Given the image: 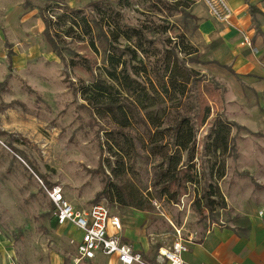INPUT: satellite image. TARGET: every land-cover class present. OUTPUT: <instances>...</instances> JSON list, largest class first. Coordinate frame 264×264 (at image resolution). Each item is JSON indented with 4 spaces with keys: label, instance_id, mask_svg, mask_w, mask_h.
<instances>
[{
    "label": "rangeland",
    "instance_id": "rangeland-1",
    "mask_svg": "<svg viewBox=\"0 0 264 264\" xmlns=\"http://www.w3.org/2000/svg\"><path fill=\"white\" fill-rule=\"evenodd\" d=\"M196 3L202 5L197 0H89L77 9L54 2L38 4L41 9L48 7L45 15L52 21L51 34L61 48V57L46 43L55 59L42 56L41 63L30 66L27 75L15 74L7 82H0V264H50L55 253L64 257L74 254L70 239H76L54 219L45 183L60 187L65 199L78 209L103 202L99 194L107 182L114 201V186L133 190L146 210L118 206L105 198L106 205L112 216L128 217L144 233L149 259L161 247H170L178 236L197 243L213 227L230 228L241 219L225 199L223 187L242 184V191L255 188L247 170L252 162L245 154L264 153V129L254 135L231 120L235 98L226 87V78L231 75L212 63L206 47L196 44L192 37L195 32L191 33L195 22L182 15L194 11ZM127 28L141 30L144 35L140 44L146 54H138L133 61L123 57L130 61L132 74L145 67L146 76L142 71L136 76L138 80L155 82L162 56L175 52L199 78L214 83L220 93L216 104L209 102L210 116L203 125L197 124L199 107L192 92L181 97L180 103L153 107L162 122L158 131L151 129L152 134L159 132L154 147L144 124L131 120L124 133L133 141V157L110 148L107 133L117 127L106 115L89 107L79 91L81 84L88 85L92 80L84 68L86 63H96L92 67L94 75L103 76L107 41L112 47L124 48L127 42L122 34L128 32ZM117 33L120 37L115 38ZM191 46L199 51L196 62L186 55L194 51ZM71 63L77 67L72 68ZM180 116H188L195 126L192 164L197 178L182 196L177 191L164 193L166 180L159 177L161 169L166 168L163 160L174 149L167 145L171 132L163 130L173 127ZM224 128L228 129L229 149L223 154L215 151L213 144L216 135L225 134ZM125 140L119 137L126 150ZM165 144L161 152L155 148ZM258 153L257 158H261ZM183 165H189L186 153L182 154ZM210 189L219 191L225 208H220L221 201L213 196L212 213L201 218L195 210V199Z\"/></svg>",
    "mask_w": 264,
    "mask_h": 264
},
{
    "label": "crops",
    "instance_id": "crops-1",
    "mask_svg": "<svg viewBox=\"0 0 264 264\" xmlns=\"http://www.w3.org/2000/svg\"><path fill=\"white\" fill-rule=\"evenodd\" d=\"M27 1L29 7H25ZM43 1L77 9L89 0H0V82H7L15 74L27 75L30 66L41 63L42 56L55 59L47 50L43 35L45 25L38 5ZM226 2L232 11L228 25L212 19L203 4L196 3L198 6L191 14L198 28L192 37L203 47L215 43L207 51L211 61L229 67L235 74L226 78L228 94L235 98L230 118L251 134L259 135V129H264V0ZM243 35L251 40L249 50L241 46ZM257 153L245 154L252 162L247 170L255 191L251 186L242 191V184L223 187L225 199L241 219L230 228L213 227L200 242L189 245L188 252L183 254L184 264H264V153H258L261 158H257ZM118 219L122 241L153 262L157 252L149 259L144 233L128 217ZM61 229L75 241L80 240L81 233L71 225H63ZM65 258L69 264L71 256L55 253L50 264H65ZM100 260L115 264L114 258L101 255L87 264Z\"/></svg>",
    "mask_w": 264,
    "mask_h": 264
},
{
    "label": "trees",
    "instance_id": "trees-1",
    "mask_svg": "<svg viewBox=\"0 0 264 264\" xmlns=\"http://www.w3.org/2000/svg\"><path fill=\"white\" fill-rule=\"evenodd\" d=\"M29 6L30 3L27 1L25 7ZM47 8L39 10L40 18L45 25L43 35L51 51L60 58L61 48L58 47V42L51 34L52 21L45 15V12H48ZM182 15L195 22L191 28V33L195 32L198 28L196 18L191 13L185 11L182 12ZM65 16L74 20L68 14H65ZM127 30L128 32H123L122 34V37L127 42L124 48L112 47L110 42L107 41L108 45L104 51L103 66L101 67L103 76L100 75L98 77L94 75L92 67L96 63L92 65L87 62L86 67L80 65L85 68L92 80L88 85L81 84L79 91L89 107L106 115L117 127V129L107 133V142H112L110 148H117V153H125L133 157L135 156L133 141L130 136L124 133V129L129 128L131 125V120L138 119L144 124L150 136V145L154 147V145H157L155 138L159 132L152 134L151 129L158 131L161 128L160 123L162 122H160L158 114L153 112V107L172 101L180 103L181 97L185 96L188 92H192L191 97L199 107L196 121L198 125H203L210 116L209 102L216 104L220 100V93L214 83L199 78L198 73L188 68L175 52L170 54L165 53L162 56L160 60L161 66L156 71L155 82L149 79L147 80L148 82L138 80L136 76H139L142 71L144 75L146 74L145 67L142 68L143 70L140 69V71L132 74L129 70L131 67L130 61L124 60L125 58L123 59V57H130L129 59L133 61L137 58L138 54L141 56L146 54L140 44L142 31L136 28H127ZM103 36L107 38L106 33ZM117 37H120L118 33L115 34V38ZM142 37L144 38L143 34ZM133 40L135 42H132ZM214 47L215 43L212 42L205 50L207 52ZM191 48L194 51L186 52V55L190 57V61L196 62L199 57V51L197 48H193V46ZM108 52L109 54H107ZM212 63L226 70L230 75H235L229 67L222 66L217 62ZM71 67H77V64L71 63ZM74 90L77 91V88L74 87ZM224 126L228 127L230 125L226 124ZM194 127L188 116H180L179 120L174 122L173 127L163 130L164 132H171L167 136L169 138L167 145H172L174 148L172 154H168L167 159L163 160L166 162V168L161 169L159 174L160 178H165L166 180L162 185V191H167L164 193H168V191L176 193L175 191H177L176 194L179 196L186 195L187 185H194L197 182L192 164L195 158ZM224 129L225 134L222 135L220 133L216 135L213 144L215 151H220L223 154L229 149L227 141L228 129ZM221 136L223 138H220ZM119 137L127 138L125 140L126 150L123 149V144L119 142ZM165 147L166 144L155 146L160 152ZM183 153L187 154L189 165L180 166ZM45 184L49 188H52L48 183ZM110 188L111 184L107 182L99 195L113 203L114 200L110 199L109 196L111 192ZM114 188L116 190V201L114 202H117L118 206L132 207L139 211L146 210L145 206L138 202V197L133 190L126 191L125 188L117 186H114ZM213 196H217L221 201L220 208H225L224 200L218 190H205L195 199V210L201 218H205L206 214L212 213L213 201H211V197ZM66 262L67 259L65 258V264Z\"/></svg>",
    "mask_w": 264,
    "mask_h": 264
},
{
    "label": "built area",
    "instance_id": "built-area-1",
    "mask_svg": "<svg viewBox=\"0 0 264 264\" xmlns=\"http://www.w3.org/2000/svg\"><path fill=\"white\" fill-rule=\"evenodd\" d=\"M207 10L209 16L220 23L228 25L232 11L226 0H197ZM241 45L251 49V40L243 35ZM52 206V214L59 226L71 225L81 233L74 244V254L69 264H87L97 255L114 258L115 264H184L183 254L189 250V240L178 236L168 248H160L153 262L147 260L141 252L125 242L119 236L121 225L118 217L111 216L106 200L91 205L87 209H78L68 202L60 187L45 189ZM260 212L259 215H262ZM12 264V263H8Z\"/></svg>",
    "mask_w": 264,
    "mask_h": 264
}]
</instances>
